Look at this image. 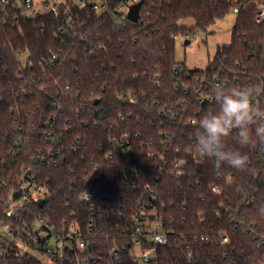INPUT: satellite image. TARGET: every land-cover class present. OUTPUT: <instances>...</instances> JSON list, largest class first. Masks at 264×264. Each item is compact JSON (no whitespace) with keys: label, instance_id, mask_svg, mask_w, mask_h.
Here are the masks:
<instances>
[{"label":"trees","instance_id":"obj_1","mask_svg":"<svg viewBox=\"0 0 264 264\" xmlns=\"http://www.w3.org/2000/svg\"><path fill=\"white\" fill-rule=\"evenodd\" d=\"M84 1L80 7L81 0H62L32 16L23 14L25 0H0V264H76L71 253L47 263L29 252L40 220L64 234L79 230L87 253L101 255L98 264H133L127 253L116 258L108 251L115 240L128 246L123 233L131 216L151 206L166 208L177 234L210 235L194 245L205 264H264L256 237L264 236V144L241 148L237 130L226 138L225 150L248 155L244 171L216 170L188 149L198 120L218 110L214 101L200 103L196 89L213 93L217 78L264 86L256 0L243 1L230 44L218 47L204 69L178 61L175 36L207 30L233 11L234 0H142L137 23L118 12L120 0H110L105 12ZM257 105L264 109V94ZM125 140L126 154L117 151ZM176 158L187 161L180 177L169 171ZM22 179L46 190L43 204L32 200L8 216ZM89 185L92 203L82 196ZM5 225L26 227L31 237L11 240L2 234Z\"/></svg>","mask_w":264,"mask_h":264},{"label":"built area","instance_id":"obj_2","mask_svg":"<svg viewBox=\"0 0 264 264\" xmlns=\"http://www.w3.org/2000/svg\"><path fill=\"white\" fill-rule=\"evenodd\" d=\"M141 0H120L117 4L118 12L121 15L126 14L128 18V11L130 7ZM244 0L232 1V10L238 14L243 5ZM4 5L9 4V0H1ZM87 2L95 5V9L100 12L110 11V0H87ZM256 21L260 24L264 23V0H256ZM24 13H30L32 16L38 15L41 11L37 10L32 0H25ZM86 1L81 0L80 7H84ZM57 4H53L51 8L55 9ZM181 36H175V39L179 41ZM185 44V43H184ZM186 46V45H183ZM218 57V53H216ZM178 73V70L175 71ZM229 80L215 79L211 86L215 88L216 84L228 83ZM238 82V80H236ZM202 88L196 89V93L199 94L200 103L213 102L211 99L212 93H204ZM191 124H195L196 120L190 121ZM117 151L122 153H128L131 150L129 141L125 140L124 143H117ZM152 151H149V154ZM180 152L176 149V154ZM261 159L264 161V153L261 151ZM109 159L113 158V155H108ZM192 158L197 159L199 162L204 161L196 153L192 154ZM187 161L184 158H176L172 162L170 173L176 177H180L183 174V168ZM100 167L96 166L93 170L94 173H98ZM95 181L92 177L91 182ZM215 193H219L220 190L217 187H212ZM46 190L42 186L35 184L34 179L24 180L20 182L18 192L12 193L7 203V215L12 216L19 207L30 204L32 200L38 201L44 197ZM83 199L87 203L93 202V186L89 185L85 191H83ZM94 205L92 204V208ZM216 215L220 217L222 211L217 209ZM173 223V219L168 215L165 207H141V209L134 213L130 219V227L123 233L126 240H128V246H122L115 240V246L108 251L109 256H115L118 258L120 254L127 253L132 260L133 264H205L206 257L203 252L200 251L194 245L202 242L207 243L211 240L209 234H191L175 233L170 225ZM39 225V227L37 226ZM36 229H42L48 232L47 238H42L40 233L39 237L35 240L36 247L29 249L30 253L37 255L44 262L50 263L54 258H61L65 253H71L75 258L76 264H98L102 259L100 254H89L87 249L91 250V246L88 244V238L79 232L75 228H71V231L64 234L54 227L49 225L45 220H40L36 224ZM252 229V227H249ZM2 234L11 240H21L25 237H31V231L26 227L23 229H16L13 225H5L2 228ZM53 238L55 243L53 247H48L49 238ZM261 244H264V236L257 235ZM188 240H190L188 242ZM221 242L228 243L229 238L225 233H220ZM175 242V246L172 247V243ZM41 251V252H39Z\"/></svg>","mask_w":264,"mask_h":264},{"label":"clouds","instance_id":"obj_3","mask_svg":"<svg viewBox=\"0 0 264 264\" xmlns=\"http://www.w3.org/2000/svg\"><path fill=\"white\" fill-rule=\"evenodd\" d=\"M261 94H264V86L259 83L243 87L216 84L211 99L218 105V110L198 120L193 133L194 143L188 146L189 151L201 159L211 160L216 170L224 165L238 171L246 170L248 155L237 149L225 150V141L233 130H237L241 148L254 141L264 144V109L257 105ZM252 125H256L254 130Z\"/></svg>","mask_w":264,"mask_h":264},{"label":"rangeland","instance_id":"obj_4","mask_svg":"<svg viewBox=\"0 0 264 264\" xmlns=\"http://www.w3.org/2000/svg\"><path fill=\"white\" fill-rule=\"evenodd\" d=\"M62 0H32L34 7L39 11H48L53 4H59ZM95 1V0H94ZM237 14L232 11L225 18L219 19L207 30L195 28L188 37L181 36L177 41V59L189 69H204L216 57L218 47L230 44L232 32L235 27ZM187 25H193L192 19L184 21ZM190 44L185 45V41ZM39 227V225H37ZM42 238L48 237V232L43 231ZM54 239L49 238L48 247L54 246Z\"/></svg>","mask_w":264,"mask_h":264},{"label":"water","instance_id":"obj_5","mask_svg":"<svg viewBox=\"0 0 264 264\" xmlns=\"http://www.w3.org/2000/svg\"><path fill=\"white\" fill-rule=\"evenodd\" d=\"M142 0L139 1L138 3L132 5L128 11V19L134 23H137L139 21L140 18V11H141V7H142ZM190 41L186 40L185 41V45H189ZM98 103V101L96 102ZM39 204L42 205L43 204V199L39 200Z\"/></svg>","mask_w":264,"mask_h":264}]
</instances>
